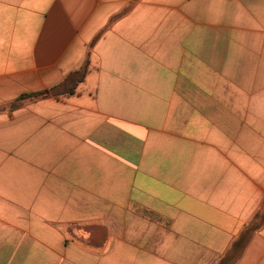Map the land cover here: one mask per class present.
<instances>
[{"label":"crops","instance_id":"obj_1","mask_svg":"<svg viewBox=\"0 0 264 264\" xmlns=\"http://www.w3.org/2000/svg\"><path fill=\"white\" fill-rule=\"evenodd\" d=\"M263 215L264 0H0V264H264Z\"/></svg>","mask_w":264,"mask_h":264},{"label":"trees","instance_id":"obj_2","mask_svg":"<svg viewBox=\"0 0 264 264\" xmlns=\"http://www.w3.org/2000/svg\"><path fill=\"white\" fill-rule=\"evenodd\" d=\"M81 78L83 77H78L77 79H70L71 82L73 83V86H71L65 93H72L73 92V87L75 84L78 83V80L81 81ZM49 93H39L34 95L33 97H40V96H45L48 95ZM262 221L264 222V215L261 217ZM259 228V224L258 221H255L253 224H251L248 227V230L244 233V235L241 237V240L239 241V243H237V245H235L236 247H238V249L233 250L234 254L239 253L241 251V248L245 247V245L250 241V238L252 237V234L254 231H256Z\"/></svg>","mask_w":264,"mask_h":264}]
</instances>
